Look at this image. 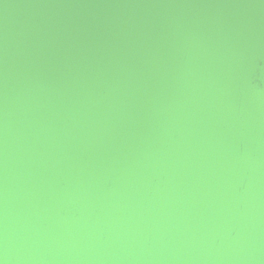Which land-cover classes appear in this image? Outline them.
Instances as JSON below:
<instances>
[{
	"label": "water",
	"instance_id": "95a60500",
	"mask_svg": "<svg viewBox=\"0 0 264 264\" xmlns=\"http://www.w3.org/2000/svg\"><path fill=\"white\" fill-rule=\"evenodd\" d=\"M0 264H264V0H0Z\"/></svg>",
	"mask_w": 264,
	"mask_h": 264
}]
</instances>
